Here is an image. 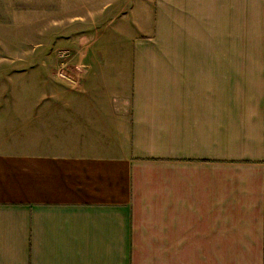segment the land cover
Segmentation results:
<instances>
[{
    "label": "crops",
    "instance_id": "crops-1",
    "mask_svg": "<svg viewBox=\"0 0 264 264\" xmlns=\"http://www.w3.org/2000/svg\"><path fill=\"white\" fill-rule=\"evenodd\" d=\"M49 1L0 22L133 55L0 90V264H264V0Z\"/></svg>",
    "mask_w": 264,
    "mask_h": 264
},
{
    "label": "rangeland",
    "instance_id": "rangeland-1",
    "mask_svg": "<svg viewBox=\"0 0 264 264\" xmlns=\"http://www.w3.org/2000/svg\"><path fill=\"white\" fill-rule=\"evenodd\" d=\"M86 2L88 0H81ZM56 3L54 0L49 1V7L56 9ZM39 0H0V11L7 9L12 11H23L30 9L40 8ZM61 10V5H59ZM85 8V5L83 6ZM56 11V10H55ZM84 14L86 10L83 9ZM56 18V17H55ZM87 19V17H84ZM122 16H116L111 19L108 24V28L118 29L119 33H122V27L125 25L119 21ZM3 20V19H2ZM14 20V17H13ZM54 17L51 14V20H45V24L50 23V31L48 36L45 33V48L32 47L33 41H29L27 35L29 33H20L17 31H8V25L4 26L3 22H0V90L15 91V90H32L33 96L28 95L29 100L36 94L45 89L46 80L49 81V86H58L63 84L62 81L68 82L69 85L74 86L80 79L79 70L82 69V64L78 62L83 60L84 57L93 55H117L123 57H131L133 55L132 47H119L116 45L105 46L103 48L89 47V39L86 37L81 40L80 47H70L61 37L63 36V27L53 25ZM83 22V20H81ZM78 22L81 25L80 20ZM119 23V25H118ZM6 24H9L6 22ZM88 22L83 23L79 27L78 32L88 34L90 32ZM113 25V26H112ZM105 24L103 28H106ZM116 29V30H117ZM115 30L114 35L118 34ZM31 34V33H30ZM113 40L118 36H111ZM31 39V38H29ZM37 39V38H36ZM45 56V66L35 65L36 70L30 69L28 64H18L19 58L23 57H40ZM3 59V60H1ZM15 61H14V60ZM27 67V69H26ZM80 76V77H79ZM21 97V96H20ZM26 99V96L22 97ZM35 98H37L35 96Z\"/></svg>",
    "mask_w": 264,
    "mask_h": 264
}]
</instances>
